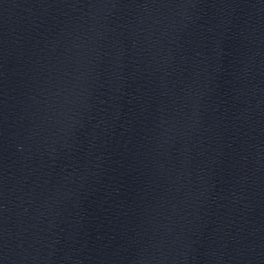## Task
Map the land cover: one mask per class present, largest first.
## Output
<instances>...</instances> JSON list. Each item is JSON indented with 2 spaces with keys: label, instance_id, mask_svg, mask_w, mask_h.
<instances>
[{
  "label": "water",
  "instance_id": "95a60500",
  "mask_svg": "<svg viewBox=\"0 0 264 264\" xmlns=\"http://www.w3.org/2000/svg\"><path fill=\"white\" fill-rule=\"evenodd\" d=\"M0 264H264V0H0Z\"/></svg>",
  "mask_w": 264,
  "mask_h": 264
}]
</instances>
